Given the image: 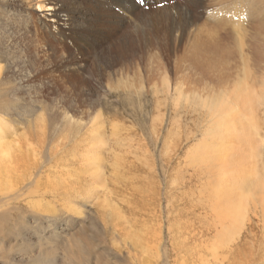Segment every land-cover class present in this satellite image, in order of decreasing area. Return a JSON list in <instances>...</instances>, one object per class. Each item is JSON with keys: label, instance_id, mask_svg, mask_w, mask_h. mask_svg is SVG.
<instances>
[{"label": "rangeland", "instance_id": "1", "mask_svg": "<svg viewBox=\"0 0 264 264\" xmlns=\"http://www.w3.org/2000/svg\"><path fill=\"white\" fill-rule=\"evenodd\" d=\"M234 1L203 0L194 8L189 0H155L143 8L168 7L160 12L171 20L170 13L176 14L172 4L178 2L199 23L212 25L215 18L221 23V12ZM34 8V0H0V119L5 144H10V155L0 164V264H264V214L251 196L262 188L244 190L246 216L222 239L215 238V231L201 232L216 217L206 227L198 220L193 226V220L185 223L191 200L195 207L210 205L212 187L222 189L235 177L222 162L225 154L258 164L253 150L243 142L233 145L226 132L210 142L213 118H206L210 112L201 104L204 99L180 116H174L171 104L164 106L163 92L160 99L150 93L135 97L134 114L132 107L122 109L104 95L93 57L78 53L67 34L45 25L44 14ZM244 12L224 19L239 21L252 35L255 21L250 23ZM217 26L228 32L230 23L226 29ZM148 33L134 46L153 54L155 48L144 43ZM173 38H167L166 49L176 47ZM70 50L86 70H67ZM155 54L166 68H157L155 61L153 70L173 78L175 55L167 50L162 56L158 49ZM135 66L137 84L139 68H144ZM260 78L253 90L264 109L263 69ZM254 129L263 148L264 115ZM210 171L226 181L215 185L219 181ZM253 172L248 174L254 179Z\"/></svg>", "mask_w": 264, "mask_h": 264}, {"label": "bare ground", "instance_id": "2", "mask_svg": "<svg viewBox=\"0 0 264 264\" xmlns=\"http://www.w3.org/2000/svg\"><path fill=\"white\" fill-rule=\"evenodd\" d=\"M154 2L155 0H144V5ZM189 2L194 8H200L203 5V0H189ZM255 3L260 5H255ZM172 5L176 6V14L170 13L172 19L168 20L164 12H160L168 7L145 10L143 4L136 0H34V9L44 14L45 25H55L61 33L67 34L78 53L83 54L86 58L93 57L98 71V80L101 86L106 88L104 95L109 98L113 97L122 109L132 107L131 113L134 114L136 108L131 104L134 103L135 97L140 100L150 93L159 98L158 95L163 92L167 100L164 106L171 104L174 116H180L181 113L183 115V113L191 111V106L192 108L196 107L195 102L198 98L199 101L204 99L201 104L205 107L204 109L207 108L210 112L206 118L208 119V116L213 118V121L209 118L212 121V126L209 124L211 127L209 132L207 131L208 137L211 138L210 142L216 143L221 136L224 138L226 135H232L234 140L238 139L236 142L231 139L233 145L236 146L237 142H243L244 146L253 150L258 164H250L247 161L249 170L246 169V159H239L238 154L235 157L239 158H231L230 154L229 156L225 154L222 162L233 171L232 176L235 177L230 180V183L222 185L224 186L222 189L220 186L217 189L212 187L210 195L214 199L211 200L210 205L195 207L197 205H195V199L187 202L189 208L186 211L188 217L185 223L193 220V223H190L193 226L198 220L197 222L205 226V222L208 223L210 218L216 217L212 223H208L209 227L201 232L203 235H207L210 231H215V238L222 239L229 232L230 226L237 224L246 216L244 206H242L243 198L249 201V196L243 197L246 194L244 190H260L262 188L261 192L254 191V195L251 196L261 204V211L264 214V147L262 148V139L257 136V131L254 129V122L261 121L264 109L259 105L260 101L253 90L260 82L262 69L264 72V21H262L264 19V0H236L232 3V7L227 6L221 12L219 16L222 18L221 23L215 18L218 22L212 25L199 23L200 21L193 18L189 10H183L184 6L179 5L178 2ZM233 10L236 12L232 15ZM168 11L170 12V10ZM242 11L246 13L245 18L251 19L250 23L255 21L252 35H247V26L239 24L240 22L236 20H230L228 32L218 30L217 24H221V27H225L224 29L228 27L229 23L224 19L225 17L226 19L236 18L237 14ZM131 15L134 21L132 20L133 22L127 26V18ZM164 24L168 25V28L164 27ZM146 26L150 28V34L147 32L148 30L145 31ZM51 27L54 26L51 25ZM147 33L149 38L144 41L147 48L151 50L153 46L155 50L158 49L161 52L162 56L167 50H170V54L175 55L173 78L169 77L166 71L159 72L161 73L160 78H162L158 79V72L153 70L156 68L150 64L156 61L157 65H155L159 69L166 68V66L161 56L160 58L154 56L155 50L151 54L148 49L135 48L137 37ZM167 35L171 38L173 35L177 36V38H173L176 39V47L166 49V40L169 37ZM111 39L115 40V44L109 45ZM133 52L135 55H132ZM105 53L107 55H104ZM136 59L139 62L135 63ZM66 63L67 70L71 72L86 70V63L78 61L75 53L71 50L67 52ZM134 66L144 68V70L139 68L140 80L137 84L132 79V76L136 75V71L133 70ZM159 81L163 83L161 88ZM246 85H250L249 88ZM159 103L162 105V102ZM246 117H249L250 120L246 121ZM1 125L2 120L0 119V164L4 163V159L10 155V144H5ZM94 131L96 134L100 132L99 129H94ZM223 132H226L225 136L222 135ZM158 140L159 138L156 139V142ZM165 143L169 144L168 140ZM96 147L99 148L97 145ZM253 154L251 155L254 156ZM89 160L91 161L90 158ZM95 163L96 161L93 159V163L90 164ZM240 163H243L241 167H239ZM252 170H254V179L248 174ZM210 173L215 176L213 180L219 181L214 182L215 185L226 181L225 178H220L218 172L210 171ZM195 174L199 176L197 172ZM96 177L99 178L100 174H97ZM257 207L258 205L254 206L255 209ZM199 211L204 217L200 216ZM250 227L253 229V224ZM193 230L194 227H191V231Z\"/></svg>", "mask_w": 264, "mask_h": 264}, {"label": "snow or ice", "instance_id": "3", "mask_svg": "<svg viewBox=\"0 0 264 264\" xmlns=\"http://www.w3.org/2000/svg\"><path fill=\"white\" fill-rule=\"evenodd\" d=\"M141 2H143V0H141Z\"/></svg>", "mask_w": 264, "mask_h": 264}]
</instances>
